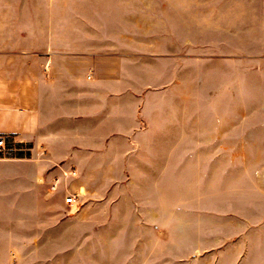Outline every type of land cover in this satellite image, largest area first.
<instances>
[{
	"label": "rangeland",
	"instance_id": "rangeland-1",
	"mask_svg": "<svg viewBox=\"0 0 264 264\" xmlns=\"http://www.w3.org/2000/svg\"><path fill=\"white\" fill-rule=\"evenodd\" d=\"M0 50L25 51L31 69L33 56L89 55L88 72L123 96L122 110L106 112L105 142L66 135L59 120L57 164L31 139L1 154L14 159L0 176L8 264H227V207L264 198L227 196L206 129L194 135L186 118L183 135L179 122L184 111L259 110L264 0H0ZM138 119L158 132H114ZM261 152L250 151L252 169ZM71 166L67 188L81 194L70 207L65 185L49 182Z\"/></svg>",
	"mask_w": 264,
	"mask_h": 264
},
{
	"label": "crops",
	"instance_id": "crops-1",
	"mask_svg": "<svg viewBox=\"0 0 264 264\" xmlns=\"http://www.w3.org/2000/svg\"><path fill=\"white\" fill-rule=\"evenodd\" d=\"M48 55L33 56L31 69L26 65L29 57L25 51L0 50V136L13 142L31 139L40 149L45 147L50 151V160L57 164L53 142L57 138L58 121L62 120L61 132L66 135L80 134L82 141H88L90 135H97L98 142H105L106 112L109 109L122 110L123 96L108 93L105 79L88 72L89 55H75L68 50ZM224 62H230L231 67L233 65L232 58H225ZM242 96L243 102H249L247 94ZM257 102L258 111L245 108L237 112L216 111L203 116L195 110L188 117L184 111L179 122V127L184 129L185 125L191 124L188 119L192 118L194 135L201 134L202 127L206 129L204 133L209 134L208 149L220 151V157L216 154L215 161L213 159L211 163V172L216 176L213 180L227 183V196L264 198V94L259 95ZM158 128L149 126L142 129L138 119L134 125L114 132L142 136L158 132L155 131ZM160 130L166 133L164 127ZM179 133L185 135V129ZM64 140L68 141L66 137ZM144 143L147 142H139L138 148L141 149ZM165 148L169 149V146ZM254 150L262 152L252 169L250 151ZM1 154L0 176H3L4 167L14 159ZM92 154L86 149L81 159L91 160ZM70 190L78 191L75 186ZM4 198L8 197L0 189V213ZM226 213L227 264H264V202L245 205L243 200L231 209L227 207ZM230 214L233 215L230 217ZM234 214H241V218L236 219ZM251 214L256 216L250 218ZM6 242L7 239L0 233V247ZM0 264H8V259L1 256V248Z\"/></svg>",
	"mask_w": 264,
	"mask_h": 264
},
{
	"label": "built area",
	"instance_id": "built-area-1",
	"mask_svg": "<svg viewBox=\"0 0 264 264\" xmlns=\"http://www.w3.org/2000/svg\"><path fill=\"white\" fill-rule=\"evenodd\" d=\"M13 141H9L4 136H0V154L6 151L7 147L13 145ZM62 170V174L60 176L53 177L49 182V190L52 192H57L62 190L65 185L67 196L64 198V203L67 206H73L78 202V199L81 194L80 191H71L67 188L66 182L69 179H76L78 176V169L75 166H71L68 170Z\"/></svg>",
	"mask_w": 264,
	"mask_h": 264
}]
</instances>
